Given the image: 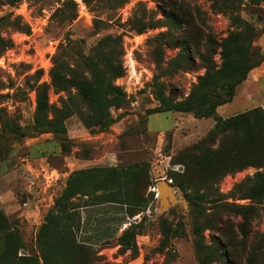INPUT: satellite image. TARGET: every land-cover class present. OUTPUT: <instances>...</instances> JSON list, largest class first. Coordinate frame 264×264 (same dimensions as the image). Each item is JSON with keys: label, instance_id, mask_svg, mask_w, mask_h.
Instances as JSON below:
<instances>
[{"label": "rangeland", "instance_id": "374dc122", "mask_svg": "<svg viewBox=\"0 0 264 264\" xmlns=\"http://www.w3.org/2000/svg\"><path fill=\"white\" fill-rule=\"evenodd\" d=\"M117 1L93 0L84 9L76 1L77 17L72 22L62 21L57 0H22L15 6L0 4V209L24 238L26 247L20 254L37 252L36 238L44 217L73 171L101 166L133 170L143 164V174L138 181L132 179L128 197L136 204L135 209H144L141 201L146 199L149 203L146 210L129 217L114 234L109 221L112 216H121L123 210L118 214L116 211L109 214L98 206L82 210L83 219L89 218L90 223L78 234L102 255L98 264L106 261L205 264L199 260L197 239L204 245L202 253L213 250L224 255L227 250L235 264H249L252 251H256L264 234V199H236L230 191L236 183L262 168L249 166L225 176L219 187L228 198L220 205L205 206L197 214L170 178L171 171L183 169L182 165L172 164L171 158L178 150L203 138L214 126L215 118H198L180 111L151 113L159 104L154 94V78L163 83L165 93L171 94L175 88L174 98H184L198 76L205 72L199 53L208 54L215 49L213 57L220 67V43L238 27L228 14L214 6L217 0H129L114 9ZM235 1L239 3L237 13L256 29L253 46L262 60L237 85L233 100L218 108L217 115L222 117L264 106V0L260 4ZM176 6L192 21L187 31L195 46H188V54L195 66L172 71L184 39V27L180 23L167 26L169 14ZM109 16L113 18L108 25L101 23L95 27L96 19L105 21ZM140 17L145 21L160 19L163 26L138 34L131 26ZM25 26L30 27L29 33ZM108 34L122 38L126 73L115 83L126 91L128 102L123 108L113 110L114 115H121L120 120L105 131L93 132L83 125L78 114H73L65 120L67 133L36 134L32 128L36 71L43 70L41 81L50 83L52 58L61 46L72 53H89ZM1 39L8 43L5 49ZM210 42L215 48L209 46L207 50ZM67 96V92L56 93L52 87L49 92L50 103L57 107ZM8 121L18 124L26 135L3 128ZM121 174L126 176L124 172ZM161 178L172 181L176 197L163 213L159 212L155 188ZM132 224L139 231L136 253L120 250L116 245L122 231ZM196 225H200V235L195 234ZM244 232L248 233L247 237ZM213 258L207 264H227L224 257ZM255 264H264V247L258 252Z\"/></svg>", "mask_w": 264, "mask_h": 264}, {"label": "trees", "instance_id": "16d2710c", "mask_svg": "<svg viewBox=\"0 0 264 264\" xmlns=\"http://www.w3.org/2000/svg\"><path fill=\"white\" fill-rule=\"evenodd\" d=\"M21 1L0 0V4L15 6ZM57 1L60 2L57 10L61 12L62 21L72 22L76 19V1ZM128 1L118 0L114 9ZM218 1L220 0H217L214 6L228 14L233 24L238 27V30L231 32L220 43L221 66L217 67L215 64L213 57L215 49L208 54L200 52L201 66L205 68V72L198 76L190 93L182 99L174 98L175 88L171 94H167L163 90V83L157 78L153 81L154 94L159 104L151 109V113L180 111L193 113L198 118H215L214 126L203 138L178 150L171 158L172 164L182 165L183 169L171 171L170 178L185 194L189 206L197 214H200L205 206L222 204L228 195L220 191L221 181L225 176L249 166L262 170L236 183L230 194L237 196L236 199L251 201L264 199V106H257L229 117L217 115L218 108L233 100L237 85L245 81L250 71L262 60L253 46L257 33L254 26L237 13L239 5L237 1L221 0V3ZM247 1L260 4L263 0ZM84 2L88 5L93 4V0ZM173 10L169 14L170 21L167 26H176L180 23L184 27L182 31L184 39L181 41L183 51L180 50L175 58L176 64L172 65V71H178L179 68L188 69L195 66L191 55L188 54V46L192 48L195 43L193 44V39L187 31L192 21L178 6ZM112 18L109 16L105 21L96 19L95 27L101 23L108 25ZM159 26H163L160 19L145 21L140 17L131 28L142 34ZM25 30L29 33L30 27L25 26ZM166 34L167 32L160 35ZM66 36L70 39L69 33ZM1 42L3 49L8 47V43L3 39ZM209 46L215 48L212 42L207 45V50ZM197 47L200 50L199 44ZM160 50L162 49L159 48ZM122 55L120 35L103 36L89 53L82 51L72 53L61 46L52 58V66L49 69L50 83L41 81L43 70L38 69L34 74L36 108L33 131L36 134L67 133L65 120L73 114H78L83 125L93 132L105 131L119 121L121 115H114L113 110L123 108L128 102L126 91L115 83L117 78L126 73ZM51 87L56 93L67 92L68 96L63 99L60 107L50 103ZM3 128L18 132L19 135H26L18 124L11 121L6 122ZM144 169L145 166L140 164L133 170L101 166L73 171L44 217L36 238V253L20 254L26 247L24 238L18 227L13 225L12 220L0 209V264H98L102 255L98 254L88 240L80 238L78 234L90 223L89 218L83 219L82 210L96 206L105 208L109 214L113 211L118 214L123 210L120 211L121 216H112L111 222L109 221L110 231L114 234L129 217L148 208V201L143 199L141 202L145 204L144 209H135L136 204L128 197L132 179L138 181ZM121 172L126 176H122ZM153 195L152 193L151 198ZM225 203L230 204L227 201ZM244 229L243 227L242 230ZM194 231L196 235H200V225H196ZM138 232L136 225H130L117 238L116 245L120 246V250L130 249L136 253ZM247 235L248 233L244 232V236ZM196 244L201 263H211L216 255L224 257L227 264H235L227 250L224 255L213 250L202 253L204 246L202 241L197 239ZM262 247L264 234L256 251L254 250V255L252 251L248 259L249 264H255L256 256ZM102 264L123 263L106 261Z\"/></svg>", "mask_w": 264, "mask_h": 264}, {"label": "water", "instance_id": "95a60500", "mask_svg": "<svg viewBox=\"0 0 264 264\" xmlns=\"http://www.w3.org/2000/svg\"><path fill=\"white\" fill-rule=\"evenodd\" d=\"M171 180L161 178L157 180L156 190L158 191L157 197L160 201L159 212L163 213L169 208V205L176 200L175 191ZM186 203V202H185Z\"/></svg>", "mask_w": 264, "mask_h": 264}, {"label": "built area", "instance_id": "2783aa9c", "mask_svg": "<svg viewBox=\"0 0 264 264\" xmlns=\"http://www.w3.org/2000/svg\"><path fill=\"white\" fill-rule=\"evenodd\" d=\"M76 1H77L78 5H79V8L81 7V8L84 9L86 7V4H85L84 0H76Z\"/></svg>", "mask_w": 264, "mask_h": 264}]
</instances>
